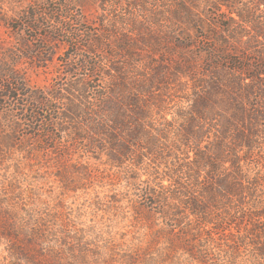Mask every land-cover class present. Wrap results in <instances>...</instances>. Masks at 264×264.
Returning a JSON list of instances; mask_svg holds the SVG:
<instances>
[{
    "label": "trees",
    "instance_id": "obj_1",
    "mask_svg": "<svg viewBox=\"0 0 264 264\" xmlns=\"http://www.w3.org/2000/svg\"><path fill=\"white\" fill-rule=\"evenodd\" d=\"M95 1L96 11L108 4ZM126 1L124 16L138 15L137 45L167 44L184 64H201L186 104L174 111L155 94L164 65L130 74V56L104 68L86 56L97 45L112 52L111 32L97 39L85 30L90 38L80 41L72 29L107 24L98 11L85 13L94 0H30L16 20H2L35 33L40 45L28 55L37 60L44 42L80 49L85 55L68 71L85 75L56 82L49 96L6 93L26 128L22 138L2 137L0 150L49 158L62 192L77 188L67 175H88L87 160L104 158L107 172L128 176L133 194L129 251H120L106 224L129 204L112 194L78 210L87 217L81 226L57 212L39 217L13 245V264H264V0ZM165 25L168 32L158 31ZM203 31L213 43L195 52ZM113 39L117 51H130V31ZM17 85L5 88L19 92Z\"/></svg>",
    "mask_w": 264,
    "mask_h": 264
},
{
    "label": "rangeland",
    "instance_id": "obj_2",
    "mask_svg": "<svg viewBox=\"0 0 264 264\" xmlns=\"http://www.w3.org/2000/svg\"><path fill=\"white\" fill-rule=\"evenodd\" d=\"M94 2L95 4L85 9V13L98 11L97 14H101L107 24L103 26L75 24L72 29L80 41L90 38L91 34L93 38L99 39L97 34L108 37V34L112 33L109 37L111 41L107 43V46L111 43L112 52L108 54L110 49L105 52L102 46L97 45L93 48V52L86 56L97 60L102 68L107 67L109 62H126V57L130 56V74L139 71L151 74L162 64L164 65L160 80L162 84L158 85L161 90L155 92L159 100L163 101L162 107L166 108L164 110L174 111L177 104L185 105V97L192 83L191 77L196 78L201 70L200 62L194 61L191 66L184 64L181 58L178 59L180 54H170L167 44L157 49L137 45L135 40L141 35V31L134 27V22L138 15L133 13L130 17H125L122 9L128 1L108 0V4L97 11L95 7L98 4L95 0ZM29 3L30 0L0 2V142L1 138L7 135L17 139L22 138L26 128V123L20 117L16 119V113L12 110L15 101L6 93L9 92L18 99L26 92L30 94L38 92L49 96V93L55 91L56 82L64 86L70 81H80L85 75L83 71L74 74L68 71L70 68H76V60L85 55L80 49L77 51L60 41L44 42L45 52L41 53V58L37 60L33 55H28L35 46L40 45V42L31 37L35 33L15 30L4 25L2 20L10 21L13 18L10 21L13 22L18 15L26 11ZM126 19L130 21L125 22ZM168 26L165 25L158 31L168 32ZM85 30H89L91 34H85L84 37ZM106 30L110 31L105 34ZM128 31H130V51L119 52L115 49L117 44L115 45L113 38L115 35L123 36ZM211 38L209 33L201 32V38L196 41L198 47L194 48L195 52L212 45ZM74 52L75 57L73 56L72 60L70 58ZM177 64L179 68L176 70ZM8 83H12V87L17 83L21 91H7L5 86ZM30 147L31 144H28L27 150ZM42 155L34 152L29 160L18 152L0 150V264H13L14 258L10 253L13 245L25 242L24 237L34 228L39 217L57 212L58 220L72 219L76 225L81 226V221L86 220L87 217H77L78 210L83 213L88 209L87 205L93 198L102 199L112 194H122L127 200L123 203L129 204L119 209V215H116V212L110 213L106 224L110 234L121 244L120 251H129L130 230L133 229L130 225L132 218L130 199L133 198V194L125 185L128 176L119 175L117 172L116 175H111L104 169L102 164L104 158L96 162L87 160L90 166V174L85 175L87 180L83 179L84 175L77 176L71 173L70 176L67 175L69 178L67 182L78 189L62 192L59 178L53 172V164L49 162V158L45 160ZM16 228L18 231H15Z\"/></svg>",
    "mask_w": 264,
    "mask_h": 264
}]
</instances>
